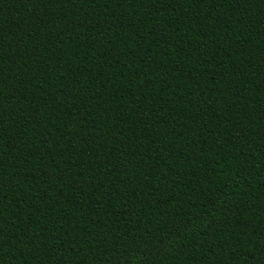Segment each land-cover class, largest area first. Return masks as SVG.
<instances>
[{"label":"trees","instance_id":"1","mask_svg":"<svg viewBox=\"0 0 264 264\" xmlns=\"http://www.w3.org/2000/svg\"><path fill=\"white\" fill-rule=\"evenodd\" d=\"M0 264H264V0H0Z\"/></svg>","mask_w":264,"mask_h":264}]
</instances>
